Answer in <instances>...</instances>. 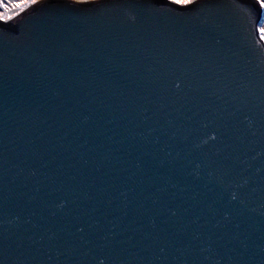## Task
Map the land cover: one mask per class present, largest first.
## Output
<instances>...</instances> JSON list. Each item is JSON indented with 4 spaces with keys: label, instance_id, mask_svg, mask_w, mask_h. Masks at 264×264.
<instances>
[{
    "label": "water",
    "instance_id": "water-1",
    "mask_svg": "<svg viewBox=\"0 0 264 264\" xmlns=\"http://www.w3.org/2000/svg\"><path fill=\"white\" fill-rule=\"evenodd\" d=\"M259 0H36L0 20V264H264Z\"/></svg>",
    "mask_w": 264,
    "mask_h": 264
},
{
    "label": "rangeland",
    "instance_id": "rangeland-1",
    "mask_svg": "<svg viewBox=\"0 0 264 264\" xmlns=\"http://www.w3.org/2000/svg\"><path fill=\"white\" fill-rule=\"evenodd\" d=\"M174 2H176V0H173ZM260 1V0H259ZM20 2V0H2V6H0V9H3V8H5V6H7L8 5V3H15V4H17V3H19ZM261 2V1H260ZM177 3V2H176ZM262 3V2H261ZM30 4H32V3H24V4H21V6L20 7H15L14 8V10H11V11H8V12H5V13H3V15H4V17H5V19L4 20H9V19H7L8 17H11V18H13L16 14H18L20 11H22L23 9H25L28 5H30ZM179 4H186V3H179ZM264 8V7H263ZM259 27H260V29L261 28H264V14H263V18H262V21L260 22V24H259ZM261 32V31H260ZM261 35H262V32H261ZM262 36H264V34L262 35Z\"/></svg>",
    "mask_w": 264,
    "mask_h": 264
},
{
    "label": "snow or ice",
    "instance_id": "snow-or-ice-1",
    "mask_svg": "<svg viewBox=\"0 0 264 264\" xmlns=\"http://www.w3.org/2000/svg\"><path fill=\"white\" fill-rule=\"evenodd\" d=\"M177 3H191L192 0H176ZM262 2H264V0H262ZM24 3H32V4H35L36 3V0H20L19 3L17 4H14L13 7H20L21 4H24ZM0 6H2V0H0ZM5 17L3 15V13H0V20H4ZM7 19H11V17H8ZM260 31L262 33H264V28L260 29ZM262 39H264V36L261 37Z\"/></svg>",
    "mask_w": 264,
    "mask_h": 264
},
{
    "label": "trees",
    "instance_id": "trees-1",
    "mask_svg": "<svg viewBox=\"0 0 264 264\" xmlns=\"http://www.w3.org/2000/svg\"><path fill=\"white\" fill-rule=\"evenodd\" d=\"M261 2H262V0H260ZM15 3H8V5L7 6H5V8H3V9H0V13H5V12H8V11H11V10H14V8L15 7H13V5H14ZM3 5V4H2ZM262 5H263V7H264V2H262ZM262 29V28H261ZM264 33H262V35H263Z\"/></svg>",
    "mask_w": 264,
    "mask_h": 264
},
{
    "label": "bare ground",
    "instance_id": "bare-ground-1",
    "mask_svg": "<svg viewBox=\"0 0 264 264\" xmlns=\"http://www.w3.org/2000/svg\"><path fill=\"white\" fill-rule=\"evenodd\" d=\"M40 1H42V0H40ZM70 1L77 2V3H85V2L94 1V0H70Z\"/></svg>",
    "mask_w": 264,
    "mask_h": 264
}]
</instances>
